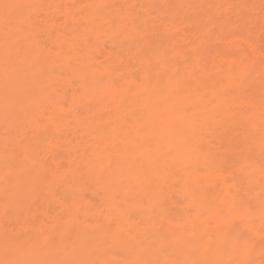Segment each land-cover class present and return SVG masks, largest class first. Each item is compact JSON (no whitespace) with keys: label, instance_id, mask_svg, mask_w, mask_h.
Here are the masks:
<instances>
[{"label":"bare ground","instance_id":"obj_1","mask_svg":"<svg viewBox=\"0 0 264 264\" xmlns=\"http://www.w3.org/2000/svg\"><path fill=\"white\" fill-rule=\"evenodd\" d=\"M0 264H264V0H0Z\"/></svg>","mask_w":264,"mask_h":264},{"label":"rangeland","instance_id":"obj_2","mask_svg":"<svg viewBox=\"0 0 264 264\" xmlns=\"http://www.w3.org/2000/svg\"><path fill=\"white\" fill-rule=\"evenodd\" d=\"M107 47H108V46L106 45V48H107ZM49 204H50V202H49ZM56 211H57V210H56ZM55 213H56V212H55ZM55 213H54V214H55ZM10 222H11V220H10Z\"/></svg>","mask_w":264,"mask_h":264}]
</instances>
